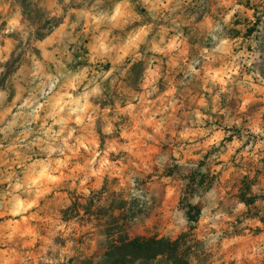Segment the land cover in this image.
I'll list each match as a JSON object with an SVG mask.
<instances>
[{
	"label": "clouds",
	"instance_id": "9594fccd",
	"mask_svg": "<svg viewBox=\"0 0 264 264\" xmlns=\"http://www.w3.org/2000/svg\"><path fill=\"white\" fill-rule=\"evenodd\" d=\"M0 264H264V0H0Z\"/></svg>",
	"mask_w": 264,
	"mask_h": 264
}]
</instances>
